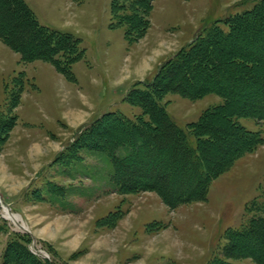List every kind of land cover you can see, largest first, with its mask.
Segmentation results:
<instances>
[{
  "label": "rangeland",
  "instance_id": "obj_1",
  "mask_svg": "<svg viewBox=\"0 0 264 264\" xmlns=\"http://www.w3.org/2000/svg\"><path fill=\"white\" fill-rule=\"evenodd\" d=\"M25 1L41 25L80 39L84 54L72 65L71 80L51 63L23 62L0 42V112L7 113L17 101V125L0 151V195L14 204L9 212L21 218L9 219L0 202V264L7 243L17 236H29V250L53 264H208L220 252L225 232L247 222V206L264 196V143L213 181L206 201L175 209L156 193H114L105 159L85 154L69 166L55 158L80 127L97 117L109 112L139 116L141 109L125 101L132 88L152 81L160 65L188 45L205 23L249 10L259 0H155L148 33L131 42L124 27L113 25L112 0ZM261 26L264 33V22ZM259 52L264 55V46ZM208 74L199 86L235 80L226 88L233 93V107H257L263 88L258 77L231 72L216 81ZM162 103L187 129L223 99L216 94L196 100L167 94ZM226 117L223 111L217 123ZM239 121L264 137V122ZM50 159L56 163L38 178L37 173L31 176ZM47 183L63 188V204L35 199ZM116 212L120 218L113 225L99 223ZM233 262L257 264L252 259Z\"/></svg>",
  "mask_w": 264,
  "mask_h": 264
},
{
  "label": "trees",
  "instance_id": "obj_2",
  "mask_svg": "<svg viewBox=\"0 0 264 264\" xmlns=\"http://www.w3.org/2000/svg\"><path fill=\"white\" fill-rule=\"evenodd\" d=\"M154 1L112 0L113 25L125 28L128 41H138L148 33ZM262 22L264 0L249 10L205 23L193 42L160 65L152 81L128 92L125 101L141 109L139 116L132 118L109 112L97 117L89 126L78 129L55 161L61 159L63 164L76 165L85 154L105 159L114 193H156L171 209L206 201L213 181L264 143L259 131L249 130L239 121L251 118L264 122V55L259 52L264 46V41H260L264 34ZM248 36L253 45L256 43L254 51L252 43L247 42ZM0 42L20 54L23 62L51 63L71 80H74L72 65L84 54L80 39L41 25L25 0H0ZM211 53L213 56L209 58ZM231 72L259 78L263 88L257 107L248 110L233 107V93L226 88L235 80L227 81L224 86L198 85L206 80L208 73L221 81L224 74ZM167 94H179L191 100L216 94L223 99V104L207 109L184 129L170 117L162 103ZM16 107L17 101L7 113L0 112V151L17 125V116L13 113ZM223 111L227 117L224 123H217L216 118ZM61 189L47 183L34 197L61 205L64 202ZM247 212L250 219L225 232L220 252L208 264H237L233 261L242 259L264 264V196L253 200ZM119 218L116 212L99 223L110 226ZM28 237L17 236L7 243L3 263L53 264L29 250Z\"/></svg>",
  "mask_w": 264,
  "mask_h": 264
},
{
  "label": "crops",
  "instance_id": "obj_3",
  "mask_svg": "<svg viewBox=\"0 0 264 264\" xmlns=\"http://www.w3.org/2000/svg\"><path fill=\"white\" fill-rule=\"evenodd\" d=\"M33 148H34V146H33ZM59 150H60V146L58 147V150L55 152V153H58L59 152ZM47 161V162H46ZM46 161H44L34 172H33V174L31 175V176H33L35 173H37L36 174V176L40 173V172H42L45 168H46V166L47 165H49V164H51V159L50 160H46ZM46 162V164H44ZM44 164V165H43ZM25 188V187H24ZM23 188V189H24ZM27 188V187H26ZM25 188V189H26ZM22 189V190H23ZM4 197V196H3ZM4 199L6 200V202L8 203V204H12V205H14L12 202H10V201H8L7 199H6V197H4Z\"/></svg>",
  "mask_w": 264,
  "mask_h": 264
},
{
  "label": "bare ground",
  "instance_id": "obj_4",
  "mask_svg": "<svg viewBox=\"0 0 264 264\" xmlns=\"http://www.w3.org/2000/svg\"><path fill=\"white\" fill-rule=\"evenodd\" d=\"M6 214H7V217H8L9 219H11V220H14V221L19 222L20 219H21L20 216H18V215H14V214H11V213L9 212L8 209H6Z\"/></svg>",
  "mask_w": 264,
  "mask_h": 264
}]
</instances>
